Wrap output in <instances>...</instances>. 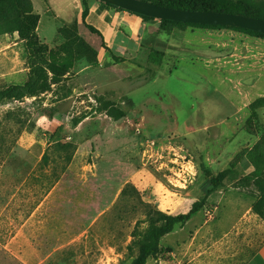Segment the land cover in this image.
Wrapping results in <instances>:
<instances>
[{"label":"rangeland","instance_id":"1","mask_svg":"<svg viewBox=\"0 0 264 264\" xmlns=\"http://www.w3.org/2000/svg\"><path fill=\"white\" fill-rule=\"evenodd\" d=\"M250 2L264 14V0ZM79 3H0V95L28 92L0 97V264H133L162 219L206 196L146 264H245L264 244V220L246 218L264 199V164L254 159L264 151L255 148L264 86L248 87L239 70L264 44L145 19L134 38L114 25L111 42L101 31L112 17L101 10H119ZM31 12L42 56L18 34ZM246 130L260 137L255 146ZM222 152L210 167L208 154ZM85 227L98 240L70 238Z\"/></svg>","mask_w":264,"mask_h":264},{"label":"trees","instance_id":"2","mask_svg":"<svg viewBox=\"0 0 264 264\" xmlns=\"http://www.w3.org/2000/svg\"><path fill=\"white\" fill-rule=\"evenodd\" d=\"M6 0H0V3H4ZM149 3H153L159 6L173 8V9H180V10H201V11H216V12H223V13H232V14H241L246 15L249 17H254L258 19L264 20V14L257 11L253 7V4H251L250 0H143ZM113 8L119 10V11H125L123 9H120L118 7L113 6ZM128 12V11H127ZM130 13V12H129ZM136 16H140L145 20H153L156 19L141 16L135 13ZM39 18L37 16H34L31 13L28 14H21L20 16V22H19V28H18V34L19 37L25 42L26 47L28 51L34 55V56H42L45 54V46L40 43L39 37L36 33V26L38 23ZM162 24H179V25H185L195 28H203V29H230L237 32H241L256 38L264 39V35L260 33H256L253 31L240 29V28H234V27H224V26H214V25H197V24H183L178 22H172V21H166L162 20ZM96 34L101 35L99 31L91 28ZM29 87V86H27ZM20 91H23L22 95H27V88H19ZM18 89L12 88L10 90H7L3 94L0 95V97L5 96L7 93H12L13 91H19ZM16 96H20L17 95ZM15 97V96H14ZM255 104V103H254ZM253 104V105H254ZM258 107H264V98H261L257 101ZM262 147H264V133L261 137V140L259 143L255 146L256 150H260ZM256 161H259L260 163L264 164V151H261L259 154L254 156ZM199 169L202 173H207V169L203 164L199 165ZM222 177V174L216 178V180H220ZM214 180L211 179L209 181V187L210 185H213ZM214 188H209L208 193L211 192ZM206 199L207 196L201 200L197 201L193 204L190 211L186 214H182L179 216H168L162 219L164 222L163 225L160 228H157L154 230L153 233V242L142 248L141 254L139 258L133 263V264H146L148 258L151 256H155L158 254L159 251V244L160 240L171 234L176 226H180L181 228L184 227L194 215L199 213L206 205ZM253 212L258 215L261 219L264 220V199L261 198L257 200L253 205Z\"/></svg>","mask_w":264,"mask_h":264},{"label":"crops","instance_id":"3","mask_svg":"<svg viewBox=\"0 0 264 264\" xmlns=\"http://www.w3.org/2000/svg\"><path fill=\"white\" fill-rule=\"evenodd\" d=\"M75 2L79 3V0H74ZM99 9H101V6L97 3L94 2L92 3V9H91V13H95L97 12ZM103 15H107L112 17V23L109 24V26L107 28H102L103 34H105V36L112 42L115 40V36H114V25L118 27L122 26L123 29L129 33L132 38L134 37H139L141 36L148 28V24L146 23V21L140 17V16H136L134 14H130L127 11H109V10H101ZM101 30V29H100ZM106 31V33H105ZM116 32V31H115ZM248 44L249 45H262L264 44V40L263 39H258V38H248ZM249 52L251 53V63L247 62L246 64H243L242 68H240L239 71H241L242 75V79L244 80H249L250 83H248V87H260V86H264V68L262 64V60H259V58L263 57L262 59H264V52H258L257 55H255V49L249 50ZM246 86V87H247ZM249 105V103L247 104L246 102L242 103V106H238L236 107L237 109H242L243 107H247ZM226 123V122H224ZM229 125V124H228ZM221 126V128L223 127L222 123H213L211 124L209 127H207L208 129H214V127H219ZM231 127L229 126V129ZM233 131V130H232ZM238 130H234L233 133L236 135ZM219 134H223L222 131L219 130ZM243 135L245 136H252V140L254 141L253 146H255V144L258 143V141L260 140V137L255 138L254 133L248 132L247 130L244 131ZM254 137V138H253ZM251 149V148H250ZM209 153V152H208ZM219 157H224L223 152L220 154H216V157H211L210 154H208L207 157V161L210 167H212L213 165L216 164H220V161L224 160V158H219ZM220 159V160H216ZM217 161V162H216ZM233 191V190H232ZM229 191V192H232ZM228 192V193H229ZM234 193V192H233ZM235 194V193H234ZM236 195V194H235ZM244 209V208H243ZM253 212V209L251 207V209L248 211L246 218H252L254 219V216L251 214ZM249 215V216H248ZM256 215V214H255ZM245 220L242 221V223L240 225H242L239 228V231H243L245 230V228L247 227V225L244 222ZM91 227H85V228H80L78 229L79 231L77 233H74V235H71L70 238L75 239V240H81V239H94V240H98V237L92 233ZM62 243V242H61ZM245 264H264V244H262L258 250L250 256V258L247 259Z\"/></svg>","mask_w":264,"mask_h":264},{"label":"water","instance_id":"4","mask_svg":"<svg viewBox=\"0 0 264 264\" xmlns=\"http://www.w3.org/2000/svg\"><path fill=\"white\" fill-rule=\"evenodd\" d=\"M130 13L183 24L234 27L264 35V20L241 14L216 11L180 10L159 6L143 0H101Z\"/></svg>","mask_w":264,"mask_h":264}]
</instances>
